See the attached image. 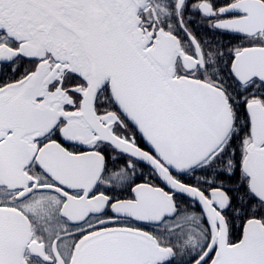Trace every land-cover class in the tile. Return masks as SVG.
<instances>
[{
  "label": "snow or ice",
  "instance_id": "snow-or-ice-1",
  "mask_svg": "<svg viewBox=\"0 0 264 264\" xmlns=\"http://www.w3.org/2000/svg\"><path fill=\"white\" fill-rule=\"evenodd\" d=\"M0 264H264V0H0Z\"/></svg>",
  "mask_w": 264,
  "mask_h": 264
}]
</instances>
